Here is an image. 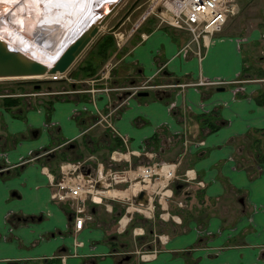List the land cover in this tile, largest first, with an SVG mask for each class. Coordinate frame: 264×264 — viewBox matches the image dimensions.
<instances>
[{
	"label": "crops",
	"instance_id": "0c3cea01",
	"mask_svg": "<svg viewBox=\"0 0 264 264\" xmlns=\"http://www.w3.org/2000/svg\"><path fill=\"white\" fill-rule=\"evenodd\" d=\"M138 20L126 34L115 36L114 50L91 75L77 65L86 58L98 61L99 55L90 49L103 31L69 63L55 87L37 86L38 95L25 85L0 88L19 95L16 105L6 106L0 98V264H51L50 256L56 253H65L64 264H111L119 262L126 248L133 253L155 249L150 256L135 253L137 264H262L264 78L255 76L264 77V54L255 56L253 39L263 29L245 33L241 26L227 27V20L208 37L198 56L193 44L188 52L178 51L188 36L181 28L168 23L164 27L156 19ZM115 28L114 34L120 33ZM246 57L257 62L250 64ZM254 63L262 72L252 74ZM143 78L167 84L121 98L129 92L119 85ZM199 78L231 81L202 85ZM95 92L99 95L94 99ZM115 107L112 115L97 119ZM116 138L120 145L114 144ZM85 145L94 149L88 155L98 156L87 161L91 165L110 162V150L117 147L120 163L128 170L147 161L175 163L177 177L160 174L165 183L158 178L154 189L150 182L147 188L154 191L149 214L153 219L148 220L156 219L155 212L161 216L153 224L158 232L149 227L150 240L137 245L134 239L143 237L145 219L128 214L136 223L127 231L115 216L122 211L119 201L138 184L127 187L123 180L117 185L131 192L106 196L107 205L90 203V216L76 230L68 201L52 197L49 176L59 172L61 160L82 156ZM49 146L51 151L39 153ZM134 147L148 152L132 151ZM185 173L189 180L181 178ZM144 195L145 190L140 198Z\"/></svg>",
	"mask_w": 264,
	"mask_h": 264
},
{
	"label": "built area",
	"instance_id": "2783aa9c",
	"mask_svg": "<svg viewBox=\"0 0 264 264\" xmlns=\"http://www.w3.org/2000/svg\"><path fill=\"white\" fill-rule=\"evenodd\" d=\"M148 1L149 2L144 10L146 12L143 14L147 16H150V14L151 16L154 15L157 24L168 23L174 28H181V30L188 34V38L182 44H180L178 51L179 49L184 50V47H191V44H193L194 50L198 55H201L202 47L204 46L205 41H207L208 37L214 34L216 30H220L224 22L227 21V17L229 15H234L240 8L237 0ZM216 12H218L221 16V20L214 18ZM142 33H144V31H142ZM261 35L264 38V30L263 32H261ZM63 75V72L61 73L57 71L51 73L50 77L53 79H57V77H61ZM199 81H203V79L199 78ZM156 84L163 85L167 83H154L152 81H149L148 78H143V80L141 81H131V83L121 86L124 91L127 90L129 93H132L133 91L135 92L138 89L144 88L145 86L149 87ZM33 92L37 94L40 92V90H35V88H33L31 93ZM108 115L109 114L107 112H101L100 117L97 119L106 118ZM96 120H94L90 125H94ZM107 124L111 127V129L116 130L110 120H108ZM120 136L122 138V141L126 143V137L123 134H121ZM69 141L70 140L68 138L63 142L68 143ZM52 148L53 147L49 146L39 153H48V151H51ZM131 150L143 153L148 152V148L146 150H139L137 147H134L131 148ZM111 151L117 152L119 156L112 157ZM120 155L121 151L118 147L116 149H111L108 155L110 162L103 163L102 165H91L87 162V158L89 156L98 157L95 153H92V155L89 156L82 155L76 159H63L60 161L61 164L59 167V172L54 176H49V181L54 186L51 191L52 197L59 200L66 199L71 206L70 214L75 230L76 228L79 229L81 227L82 222L87 215L90 216L88 209L90 203L99 201L104 202L103 199H105L106 196L113 194L108 193L105 190L111 189V187L122 189L117 184H119V182H122L123 180H125L127 187L132 186V183L135 182L139 184L134 192L132 194L129 193V195H127L125 198L130 199L131 197H136L134 199L137 204H133V207L141 211L143 214L149 215V213L152 212L145 213L139 207L140 197L138 196V192L142 189L146 190V192H149V190L147 189L149 182L152 183L155 179H158L160 174H162V176H165L167 179L172 178L173 175H176L175 171H173L172 173H167V171H165L164 169L162 161H147V163L142 164L136 163L134 169L128 170V167L120 163ZM34 157L35 155H32L28 158ZM158 169H160V171ZM130 173H133V175H130ZM181 178L184 180H189V175L185 173V175L181 176ZM199 182L203 183L201 180H199ZM146 196L147 201L151 200L153 197L150 193H148V195ZM178 202L179 204L182 203L181 200H178ZM104 203L107 205L106 202ZM130 203H132V201H130ZM128 206L126 207V210L128 209ZM121 217L118 218V221L120 222L119 224L121 225V228H123L124 224H122L123 222H121ZM259 253L264 260V249L262 248Z\"/></svg>",
	"mask_w": 264,
	"mask_h": 264
},
{
	"label": "bare ground",
	"instance_id": "6f19581e",
	"mask_svg": "<svg viewBox=\"0 0 264 264\" xmlns=\"http://www.w3.org/2000/svg\"><path fill=\"white\" fill-rule=\"evenodd\" d=\"M112 1L115 0H0V37L4 38L10 47L20 48L26 54L50 64L70 39L77 35L82 27H86L91 20H96L101 11L108 9V3ZM214 18L221 20L218 12L215 13ZM44 74H37V76ZM222 81L220 79H205L201 82L204 85L205 83L219 84L223 83ZM120 87L122 88V86ZM151 87L161 88L164 86L157 84ZM144 88H147V86ZM138 90L133 91L122 99L136 94ZM98 95L95 92L92 97L95 99ZM116 109L115 107V109H106L104 111L112 115L116 112ZM97 112L99 113L100 109ZM114 153L115 151H112V157H117L113 156ZM95 158L94 156H89L87 161ZM163 166L167 173L176 171L175 163L173 162L163 161ZM164 180L166 181L167 179ZM160 182L165 183L162 179H160ZM105 191L120 196L124 191H129V189L111 187V189ZM148 193L151 194L152 191L146 192L145 190V195L140 198L139 202V207L145 213L153 212V209H151L153 201L146 200ZM128 208L132 209L133 204L131 203ZM125 219H127L126 213L122 217L121 222L124 223Z\"/></svg>",
	"mask_w": 264,
	"mask_h": 264
},
{
	"label": "rangeland",
	"instance_id": "374dc122",
	"mask_svg": "<svg viewBox=\"0 0 264 264\" xmlns=\"http://www.w3.org/2000/svg\"><path fill=\"white\" fill-rule=\"evenodd\" d=\"M133 1L134 0H121L120 3L116 6V9L114 10V13H112L108 18H106V20L104 21V23H102L101 26L99 27V30L98 31H103L104 32V30H110V29H112L111 26L116 22V20L118 18L121 17V15L123 13H125V10L128 8V6ZM237 1H238V5H239L240 8H239V10L234 15H231V16L229 15L227 17L226 20H229V21L226 23V26L227 27H231L232 29H234V28L235 29H237V28L240 29L239 26H241V28H242L241 30L243 32H245V33H248L247 31H245V29H248L249 30V29H252L253 27H255L256 30H257V27L259 29L261 28V29L264 30V0H237ZM148 2H149L148 0H138L137 3L132 8H130V10L128 12V18L125 17L124 18V22L121 21L120 24L119 23L117 24V27L115 29L120 28L119 29L120 30V33L119 32H116L117 34H114V35L117 36L119 34H122V35L126 34V29L129 27L130 24H133L140 17L141 18H140L139 21H141V19L145 18L147 15H144L143 13L146 12L144 10H145L146 5L148 4ZM153 16L154 15H152V17ZM121 23H122V25H121ZM131 28H132V25H131ZM136 28H138V27H136ZM187 38L188 37L186 36L185 37V40ZM253 41L255 43L254 46H253V48L255 49L254 50L255 51L254 54H255V56L257 58H259L260 57V56H258L259 54L260 55L261 54L262 55L264 54V39L262 38L261 33H259V38L257 40L256 39H253ZM189 48L190 47H187V48L184 47V50H186V52H188L189 51L188 50ZM262 48H263V50H260ZM198 56H200V55H198ZM246 58H247L246 60L248 62H250V64H253L252 62H257V61H254V60H251V61L248 60L249 57H246ZM253 68H254V70H253L252 74H254V75L257 74V73H259V72H262L260 66L257 63H254ZM255 78H257L258 80H260V79H263L264 77L263 76H260V77L255 76ZM255 78H250V79H255ZM34 79H38L37 81H38V83H40L41 87H45V85L55 87L57 85V83L60 82L59 79L58 80L51 79L50 78V75L47 74V73L44 74V75H42V76H37L35 74H32L30 76H22V75H20V76H10V75H7V76H0V88L3 87V86H5V85H7V84L13 85V88H18L17 86H19L20 84H23L27 88H30V86H32V83H33L32 81ZM37 81L34 80V82H37ZM230 81L223 80L222 81L223 83H219V84H207V85H222V84H225V83H230ZM242 81H244V80L242 79ZM67 84H69V83H67ZM144 89H147V88H144ZM33 97H34V95H33ZM93 150L94 149H93V147H91V145H85V147L83 149H81L80 153H81V155H88ZM258 157H263V156L259 155ZM254 163L256 164L257 162H254ZM136 184L137 183L135 182V184H133V185H136ZM154 185H156V184L152 182V187ZM170 186L173 187L174 184H171ZM124 189H126V188H124ZM152 189H154V187ZM130 190H131V188H129V191H127L126 193L130 192ZM152 192H154V191H152ZM111 195H113V194H111ZM113 197H116V196L113 195ZM125 197L126 196L124 195L123 196V199ZM134 198H136V197H131L130 199H126L125 198L124 202H120L119 201L120 208H122L120 210H122V211H116L115 216H116V218H119V217L123 216V214H125V213H126V215H128L130 213H133L135 216H139L141 219H145L144 220L145 222H141L143 224V226H144V229H145L144 230L143 237L142 238H138V237L134 238L133 237L137 241V245H138L140 243H143V242H146V241L150 240V237H151V234H152L151 233V230L149 229L150 225L152 226V230H155L156 232H158L160 230V228L158 226H155V229H154L153 224L154 223H158L159 222V219L161 220V218H160L161 216L158 215L157 212H155V216H156L155 218L156 219H154V220H148L149 217L151 219H153V216H151V215L144 216L142 213L139 212L138 209H136L134 207L130 211H127L125 208L129 204H131L130 201H132V204H134V205L137 204V202H135V199ZM155 199H156V197H155ZM153 203H154V201H153ZM103 205L104 204H101V206H103ZM153 207H154V205L152 204V208ZM157 208H159V206H157ZM157 218H159V219H157ZM132 220H133V218H131V219L129 218L126 221V223H125V228L127 229V231H128V229L131 228V226H133V222H135V221H132ZM169 221H167V222H169ZM115 222H117V221H115ZM132 245H134V243ZM142 245H143L142 248H146V247H148V242L145 243V244H142ZM126 250L130 251V249H128V248H126L125 250L123 249L122 251L125 253ZM145 250H143V251H145ZM123 252H122V254H124ZM135 253H137V255H138L140 253V251L134 252V254ZM122 254H120V255H122ZM258 254L261 255L260 253H258ZM96 259L98 261H100V262L103 261V258L100 259V256L99 255L96 256ZM138 260L139 259H137V257L134 255L130 259L127 260V263L128 264H137V261ZM113 263H111V264H113ZM88 264H93V263H91V261H90ZM114 264H124V263H121V262H117L116 263L115 262ZM262 264H264V260L262 261Z\"/></svg>",
	"mask_w": 264,
	"mask_h": 264
},
{
	"label": "water",
	"instance_id": "95a60500",
	"mask_svg": "<svg viewBox=\"0 0 264 264\" xmlns=\"http://www.w3.org/2000/svg\"><path fill=\"white\" fill-rule=\"evenodd\" d=\"M121 0H115L108 3V9L101 11L96 20H91L86 27H82L77 35H75L70 41L65 45V47L58 52L55 59L50 63L34 58L21 49L10 47L8 42L4 38L0 37V76H30L32 74H51L54 72H64L68 67L69 63H72L75 58L80 54L81 50L91 41L92 37L97 34L99 27L108 18L116 6ZM138 0H134L125 13L121 15L120 18L111 26L114 29L118 23H120L125 16L128 14L130 8H132ZM140 20V19H139ZM138 20V21H139ZM39 79V78H38ZM35 86H38V82H34ZM147 90L138 91V93H146ZM180 185V184H179ZM140 190L138 195L141 194Z\"/></svg>",
	"mask_w": 264,
	"mask_h": 264
},
{
	"label": "trees",
	"instance_id": "16d2710c",
	"mask_svg": "<svg viewBox=\"0 0 264 264\" xmlns=\"http://www.w3.org/2000/svg\"><path fill=\"white\" fill-rule=\"evenodd\" d=\"M156 19L155 16H147L144 18V20H153ZM162 26L166 27L167 25L162 24ZM141 28V25H138V28ZM116 38L113 31L110 30H104V32L98 36L97 40H95L93 47L90 49V52H93V50H95L96 54L99 55L98 61H92L91 59L87 58L85 59L84 63H80L77 65L78 69H82V72L85 75H91V73L93 74L94 70L97 69L98 65L100 63H102V61H104V59H106L107 56L110 55V53L112 52V50H114L115 46H116ZM99 63V64H98ZM76 72H71L72 76H75ZM264 73V71H263ZM35 81H37L38 79H34ZM34 80L32 81L34 83ZM31 82V83H32ZM33 83H32V87L33 88ZM23 84H20L18 87H22ZM39 87H41V85H38ZM160 90H158L159 92ZM0 93H3L4 95L0 96V98L2 99V102L4 104H6V106L9 105H16L19 98V95H11V93H7L3 90H0ZM160 93V92H159ZM122 97V96H121ZM262 102L264 103V99H261ZM206 116L204 117V121ZM153 137V136H152ZM118 138L115 139L114 144H118L119 143ZM121 141V140H120ZM113 146V145H112ZM81 155V153H80ZM264 156V155H263Z\"/></svg>",
	"mask_w": 264,
	"mask_h": 264
},
{
	"label": "flooded vegetation",
	"instance_id": "af4514ba",
	"mask_svg": "<svg viewBox=\"0 0 264 264\" xmlns=\"http://www.w3.org/2000/svg\"><path fill=\"white\" fill-rule=\"evenodd\" d=\"M150 88H156V87H148L147 89H150ZM146 89V90H147ZM122 90H123V88H122ZM141 90H144V89H141ZM138 91H140V90H138ZM138 93V92H137ZM130 93H127V92H123V94H122V98H124L125 96H127V95H129ZM2 95H4L3 93H0V96H2ZM143 208V207H142ZM141 209V208H140ZM143 250H145V249H140V248H138V249H136V252H138V251H140V255H142V256H144V254H148V255H146V256H150L151 255V253H154L155 252V249H153V248H151V249H146L145 251H143ZM64 254L65 253H56V255L55 256H50V258H52L53 260H52V263L51 264H64ZM135 254L133 253V252H131V250L130 251H128V250H126V252L124 253V254H122V255H120V257L118 258V259H120L119 260V262H121V263H124V264H128L127 263V260L128 259H130L132 256H134ZM250 264H252L251 262H250ZM254 264H256V263H254Z\"/></svg>",
	"mask_w": 264,
	"mask_h": 264
}]
</instances>
